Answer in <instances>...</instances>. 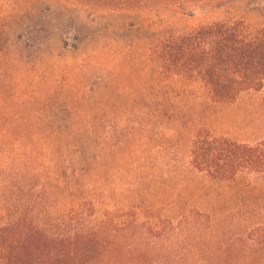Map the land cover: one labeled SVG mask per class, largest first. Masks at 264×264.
<instances>
[{
    "label": "rangeland",
    "instance_id": "374dc122",
    "mask_svg": "<svg viewBox=\"0 0 264 264\" xmlns=\"http://www.w3.org/2000/svg\"><path fill=\"white\" fill-rule=\"evenodd\" d=\"M236 21L264 29V0H204L166 12L0 0L1 225H73L80 200L74 197L69 206L68 194L59 193L55 206L48 187L62 190L87 157L97 177L89 176V185L88 178L76 183L78 195L93 199L94 212L83 219L88 226L127 221L147 227L153 235L148 239L130 244L126 232L119 240L126 251L148 252L139 262L264 264V174L220 183L189 166L199 130L237 144L264 143L263 95L246 93L233 104L214 106L199 83L160 81V61L149 53L162 37ZM36 73L51 77L49 84L38 86ZM36 87L54 97L56 112L48 116L56 122L52 127L26 112L21 132L8 108L20 106L21 93ZM90 102L96 106L91 117L84 113ZM7 127L12 130L4 134ZM24 136L29 138L19 143ZM41 139L57 141L50 148L38 144ZM86 139L92 140L89 149L81 145ZM57 149L62 160L37 159ZM56 167L62 168L58 182L47 173ZM46 187L50 205L44 214L35 202ZM71 208L74 214H68ZM112 226L107 235L115 236Z\"/></svg>",
    "mask_w": 264,
    "mask_h": 264
},
{
    "label": "trees",
    "instance_id": "16d2710c",
    "mask_svg": "<svg viewBox=\"0 0 264 264\" xmlns=\"http://www.w3.org/2000/svg\"><path fill=\"white\" fill-rule=\"evenodd\" d=\"M201 1L204 0H73L94 11L143 9L160 12H166L176 6L182 7L186 3ZM156 42L157 44L149 49V53L160 61V81L177 77L186 82L199 83L206 98L214 106L233 104L241 95L251 92L262 94L264 104L263 28L252 29L241 21L215 23L198 27L182 35H168L160 38V42ZM34 75L38 86L40 84L46 86L51 81V77L42 73ZM20 98L23 99L20 106L8 109L14 112L15 118H18L21 132L24 131V118L28 116L26 112L39 114L40 119H45L41 120L43 123L54 126L56 122L54 117L48 116L56 112L53 102L55 99L49 89L41 91L36 87L22 92ZM67 105L72 107V104ZM95 111L96 106L92 102L84 109V113L90 117ZM11 130V127H7L4 134L10 133ZM72 130L78 131L80 127H74ZM59 136L69 137L68 134ZM33 137L40 139L44 136ZM19 138V143L23 144V140L29 137ZM69 139L70 137L66 143ZM41 141L43 140L37 141L38 144L52 148L50 143H55L57 139L50 140L49 144ZM91 141L86 139L81 145L89 149L92 147ZM49 152V155L37 154V159H47L53 164L55 158L62 160L63 157L58 155L60 153L58 149L55 153L51 150ZM81 158L79 162H84L83 168L79 174L72 172L66 177L67 182L62 190L59 187H48L49 195L55 198V206L59 193L68 194L69 202L66 205L71 206L74 197L80 200L81 211L75 215L79 220L75 219L73 225L61 223L58 225L59 221L51 225L52 220L47 224L37 221L36 224L31 223L29 227H26L21 220L15 223L10 221L4 225H1L3 223L0 220V264H145L139 260L146 258L148 252L136 248L126 251L119 246V240H124L123 234L126 232L130 234L127 236L130 244H135L136 240L148 239L150 238L148 236L153 235L147 227L144 225L132 227L126 224L127 221L113 226L109 223L88 226L90 223H85L83 215L94 212L93 199L92 197L88 199L89 194L88 198L78 195L75 186H78L76 183L79 179L87 178L86 185H89L88 182L91 181L89 176L93 180L97 176L94 161H88L87 157ZM189 166L196 172L205 174L212 181L220 183L232 182L237 175L244 173L253 176L262 175L264 174V143L254 146L237 144L225 138H216L205 130H199L191 142ZM53 170L54 173L47 172L49 179L58 182L62 168L56 167ZM40 178L42 177H38ZM47 190L46 187L43 195H37L36 212L43 211L45 214L47 211V203L50 205L44 197L48 194ZM69 213L74 214L72 208ZM73 216L70 218L71 221ZM110 226L114 228L115 236L107 235ZM62 227L64 230L61 229Z\"/></svg>",
    "mask_w": 264,
    "mask_h": 264
}]
</instances>
